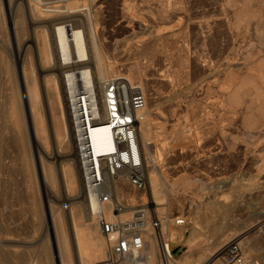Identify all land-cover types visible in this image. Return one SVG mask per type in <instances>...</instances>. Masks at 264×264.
I'll use <instances>...</instances> for the list:
<instances>
[{
	"label": "rangeland",
	"instance_id": "374dc122",
	"mask_svg": "<svg viewBox=\"0 0 264 264\" xmlns=\"http://www.w3.org/2000/svg\"><path fill=\"white\" fill-rule=\"evenodd\" d=\"M38 1L43 8L58 5L60 9L79 7L80 11L57 15L41 12L42 16L34 17L30 0H0V46L14 76L19 78L23 74V64L30 53L36 63L39 62L36 40L39 31L53 33L57 22L66 21L82 28L85 24L83 8L92 6L97 14L95 22L102 49L117 65V75L131 77L132 65L142 66L148 118L154 132L150 150L139 135L143 151L161 154L160 172L165 187L185 178L192 179L191 186L178 185L176 192L167 193L164 204H158L150 196L149 180L146 192L147 200H153L157 208H167L170 219L176 215L185 218L183 225L173 220L170 224L178 234L182 233L181 238L172 239L171 245L176 250L179 246L191 245L183 252H176L178 264H200L215 249L219 251L226 242L238 239L246 226L256 225L249 241L243 245L244 252L251 264H264L261 237L264 230L261 226L264 215V101L259 98L257 88L260 85L264 91V0ZM236 13L241 16L240 21L236 20ZM54 65L43 69L36 64L48 139L38 145L47 147L48 155L51 154L49 160L43 157L54 171L55 181L50 184L51 202L45 182H41L39 176L41 163L36 152L37 143L32 139L28 104L23 105L26 117L23 125H9L6 105L12 82L3 74L0 84V126L4 129L0 143V244L14 253L16 259L12 264H54L57 260L55 234L49 228V203L63 221L68 245L72 248V262L79 264L67 221L71 222V208L79 207L83 213L87 209L79 189L73 142L70 136L69 149H63L65 153L62 151L56 156L51 114L42 90L45 76L61 75L63 68ZM246 77L254 78L253 82ZM23 90L21 86L22 94ZM236 92L241 99L229 100ZM164 129L180 131L177 134L180 135L166 134L168 136L164 137L159 134ZM145 157L149 171L152 167L147 154ZM61 166L67 170L71 167L75 172L77 186L71 193L74 195L65 191ZM126 189L130 196L132 194V198L128 197L132 202L125 197L130 205L144 203L140 200L144 192L135 191L129 185ZM39 197L41 212L35 208ZM224 237L228 239L215 246ZM47 253L53 262L42 260L41 256ZM201 254L205 258L199 260ZM219 263L223 264L220 259Z\"/></svg>",
	"mask_w": 264,
	"mask_h": 264
},
{
	"label": "bare ground",
	"instance_id": "6f19581e",
	"mask_svg": "<svg viewBox=\"0 0 264 264\" xmlns=\"http://www.w3.org/2000/svg\"><path fill=\"white\" fill-rule=\"evenodd\" d=\"M50 2H52V1H50ZM30 3H31V15H33L34 17L41 15L40 14L41 12H52L53 13L52 15H54V14L57 15L58 13L71 14V13H74L76 11H80V9H78L79 7L78 8L67 7L66 9H60V7L58 5H56L52 8H43L40 6V5H42V3H40L38 0H30ZM45 3H47V2H45ZM91 7L87 6V7L83 8L85 11H84V19H82V21L84 20L83 22H85V24L83 25L84 27H82V28H76L75 26H73V24H70L67 21L62 22V23L57 22V25H55V27L53 28L54 32L53 33L51 32L52 35H51V33L49 34L45 30H41L38 32V34H36L37 50H38V56H39V62L37 61V63H39V66L44 69L45 67H53L52 65H54L56 63L60 68H63L62 72L60 73L61 78L57 76V73L56 74H49L48 76L44 77V79H43V83H44L43 86L44 87L42 86L43 87L42 90L45 92V96H46L47 102H48V105H47L49 107L48 111L50 110V114H51V116H50L52 119V124H51L52 128L51 129L53 130V136H54V141H55V145H56V150H55L56 156H58L60 153H62L63 149L67 150V148L70 145V143H69L70 136H71V139L73 142L72 146H73L74 152H75L69 96H71L73 94V92L77 89V87L80 83L79 78H78L79 74H81L84 85L89 87V88L92 87L94 93L97 96L101 95L103 84L105 83V81L108 80L109 78L114 77V76H125L130 81L139 83L141 85V87L143 88L145 94H146V90H145L143 79H142V74H143L142 66L139 63H135L130 68V73L132 75L131 77H128L126 75H117V72H118L117 65H115L114 63L111 62L113 60H111L110 57L102 49L100 39H99V33H98V30L96 27V22H95V15H97V14H95L94 10ZM240 8H241V6H240ZM244 10H245V7H244ZM239 13H241V12H239ZM42 14H44V13H42ZM235 16H236L237 21L241 20V16L238 13H236ZM82 18H83V16H82ZM23 19L24 18L21 19V23H20L21 25H22ZM152 48H153V44H152ZM146 52L144 51L145 54H146ZM30 54L27 57V61H26L25 65L23 64V70H22L23 74L19 78H17L16 76H14L13 68L8 66V64L6 63V59L4 58V50H3L2 46H0V84H1L3 74H5L6 77L12 82L11 91H10V94L8 95V98H7L8 101H7V105H6V107H7L6 116L9 118V120H6V122H8L9 125H12V126L17 125V127H19L20 125H23V123L25 122V118H26L25 112L23 109V105L26 106V104H28L27 105V107L29 108L28 109V112H29L28 115L31 117L30 119H32V121H31L32 126L30 128H33V134H32L33 136L32 135L31 136L33 137L32 138L33 141H35V143H37V148H36L37 151L36 152L38 153V156H39L38 159H40V163H41V165H39V166H41V168L39 167V169L41 170V172L39 173V176H40L41 182L42 181L45 182V188H46L47 194H48V201L51 202L50 201L51 198L49 197L51 195L50 194V189H51L50 184L55 181V177H54V171H53L52 167L48 166L46 164L45 160L43 159V157L48 158V160H49V158L51 159V156H50L51 154L48 155L47 147H44L40 144L38 145V142L40 143L42 141H46V139H47V137H46V125H45L46 121L44 119L43 109L41 107V101H40V91H41L40 88L41 87L39 86L40 82L38 81V78H37L38 74H36V64L37 63H36V60ZM87 60H88V62H87ZM89 62H92V65ZM56 64L54 65L55 67H56ZM55 69H57V68H55ZM59 70L61 71V69H59ZM259 71H261V69ZM262 73L264 74V71ZM257 75H259V74H257ZM134 79H137V81L136 80L134 81ZM247 79L250 81L254 80V78L251 79V77H248ZM255 80H256V78H255ZM256 81L254 82V84H256ZM260 81L262 82V80H260ZM19 84H21V85H19ZM247 84H249V83H247ZM257 84H258V82H257ZM262 84L264 85V83H262ZM18 85L20 87L22 86V88L24 89L23 94L20 91V87ZM257 88H259L258 89L259 98L262 101H264V91H261L260 85ZM237 92L233 93L232 95L230 93L231 96L230 95L229 96L231 98L229 97L230 98L229 100H232L234 102V101H238L239 99H241L240 94ZM253 99L251 97L252 101H253ZM43 100H42V102H45ZM147 100H146L145 107L137 112V116L140 119V126L138 127V137L140 139V137L142 136L141 139L143 140V144L145 145L146 149L150 150L151 149L150 144L152 143V138L154 137L153 136L154 132L152 131V128H151L150 123H149L148 110H147V105H148ZM257 100H258V97H257ZM263 104H264V102H263ZM251 106H252V104H251ZM252 110H254V109H252ZM254 111H256V110H254ZM261 113L262 112H260V114ZM1 115L2 114H1V108H0V116ZM263 117H264V114H263ZM48 120H49V118H48ZM48 122H50V121H48ZM0 123H1V120H0ZM26 129H27V127H26ZM3 130L4 129L0 126V143L3 140V136H2ZM161 132H163V133H159V134H163L164 137H167L168 135L166 136V134H176L177 135L180 131H176V130L166 131L164 129V131H161ZM139 135H141V136H139ZM179 135H177V136H179ZM161 139H164V138L162 137ZM143 150H144V147H143ZM55 154L53 155L54 157H55ZM68 154H65V155L67 156ZM143 154H144V156L147 154L148 161L150 162V165L152 167V169H150L149 171H148V168H146L147 180H149V182H150V194H151L150 196L158 204L167 203V201H166L167 193L169 194V192H176V190H177L176 188L178 185H182L184 187H189L192 185V181H191L192 179L188 180L185 178V179L176 181L174 183H171L170 185L165 187L164 185H166V184H164L165 181H163L164 177L162 176V173L160 172L161 171V168H160L161 163L159 160L161 159V157H160L161 154L156 155V154H153L152 152L146 153L145 151H143ZM63 155H62V157H63ZM74 155H75V153H74ZM71 159H69V160H71ZM146 162H147V159H146ZM25 163H26V160H25ZM75 163H76L75 168H77V170H78V164L76 161V157H75ZM33 164H34V162H33ZM61 168H62V166H61ZM62 169H63V186L65 188V191L69 195V194L76 191V186H77L76 180L77 179L75 176V172L71 167L70 168L68 167V170L66 168H62ZM262 172H263V170H262ZM76 173H77V171H76ZM78 177H79V184H80L79 189H81V192H82L79 170H78ZM201 182H203V180ZM39 184H40V182H39ZM127 185L131 186L128 183L126 178L122 177V178L118 179L117 185H116V193L118 196L123 197V198L124 197L132 198V194L130 196L128 194L129 192L126 189ZM53 189H54V187H53ZM133 190H135V189L133 188ZM51 191H53V190H51ZM77 192L81 193L80 191H77ZM71 195H74V194H71ZM171 196L174 197V194ZM147 198H148V195L146 193H144V194H142L140 200H142L143 202H146ZM128 201L130 202L131 200L128 198ZM40 205H41V203H40V197H39V199L36 202V206H35V208L37 209L38 212H41V206ZM54 210L55 209H53L52 205L49 203V212H50V214H49L50 215L49 216V228L53 229V234H55V238H54L55 240L53 239V242L55 241V244L57 243V245H55V247L57 246V248H58V253H56L57 254L56 255L57 260L54 261L52 258H50V256H48L49 253L46 254L47 256L43 254L41 256L42 260L45 261L47 259L48 260L50 259V261L55 262L54 264H73L72 259H71L72 254L70 252V250L72 248L70 249L69 245H68V243H69L68 242V235L66 234L64 224H63V221L61 220L60 214L56 213L55 212L56 210L55 211ZM85 210H86V212L83 213V211L79 207L71 208L70 209V216H71L70 220H71V222H69L67 220L66 221L70 225L69 227L68 226L67 227H68V229L70 228V230H68V232L71 231V235H70L71 239L73 238V240H75V244H76V248H75L76 254L75 255L79 261V264H94L93 262H95V260L97 261V260L103 259L107 255L108 242L105 239L102 232H100L101 229H100V226L98 224V221H97L95 214H93L88 208H85ZM158 212H159L160 216L166 217L162 220L161 232L163 233V235L170 242L174 238L175 239L181 238L182 233L178 234V232L175 231V229H173L170 226L173 219H170L169 215H167V208H165V207L161 208L160 207V208H158ZM129 215H130V212L126 211L123 216L127 217ZM105 216L107 219L112 218V212H111L110 206L106 207ZM82 218L84 219V221H82ZM67 219H69V218H67ZM173 222H174V220H173ZM261 223H263L261 226H264V215H263V219H262ZM256 227H257V225L256 226H246L242 230V235L240 237H238V239L241 241L242 245L245 244V241L246 242L249 241L248 239H249V237H251V233L255 231ZM261 232H262V235H261ZM261 232L259 235H261V237L264 241V230ZM224 233H225V231H224ZM242 236H243V238H242ZM145 238H146L147 242H146V245L142 251L143 258L132 257V259L130 260V263L131 264H160L161 259L159 257V252H160L159 243H158V240H157L156 236L154 235V232L152 231V229L148 230V232L145 235ZM227 239H228L227 237H224L223 239L219 240L215 246H219V244L225 242ZM0 246H2V247H0V263L12 264L13 262H15L16 257L14 256V253L11 252L12 250L10 248H6V246L4 244H2V245L0 244ZM190 246L191 245H188V244L185 247L179 246V249L176 250L175 247L171 245V251L173 252L174 255H176V252H178V251L183 252L185 249H188V247H190ZM73 250H74V248H73ZM73 250H72V252H74ZM56 251H57V249H56ZM218 253H219V251L217 249H215V251H212L211 254L209 255V257H207V258H205L204 255L201 254L200 255L201 259H199V260H202L204 258L205 259L200 264H221V263H219L220 257H219ZM174 261H175V263L178 264L175 257H174ZM74 262H75V260H74ZM192 262H194V260H192ZM75 264H78V262Z\"/></svg>",
	"mask_w": 264,
	"mask_h": 264
},
{
	"label": "built area",
	"instance_id": "2783aa9c",
	"mask_svg": "<svg viewBox=\"0 0 264 264\" xmlns=\"http://www.w3.org/2000/svg\"><path fill=\"white\" fill-rule=\"evenodd\" d=\"M69 96L75 157L86 208L95 214L108 242L107 255L94 264H131L132 257L143 258L145 235L152 229L159 243L160 264H177L170 241L161 232L162 220L153 200L130 205L117 195L118 179L124 177L139 192L146 193V158L138 137L137 112L145 107L147 95L141 85L125 76H114L103 84L100 96L84 85ZM111 207L112 218L105 209ZM128 211L130 215L124 217ZM183 225L185 218L173 217ZM223 264H251L239 239L226 242L219 250ZM248 260V261H247Z\"/></svg>",
	"mask_w": 264,
	"mask_h": 264
}]
</instances>
